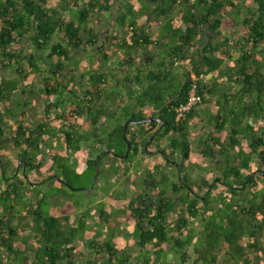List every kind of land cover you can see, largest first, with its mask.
<instances>
[{
  "label": "trees",
  "instance_id": "obj_1",
  "mask_svg": "<svg viewBox=\"0 0 264 264\" xmlns=\"http://www.w3.org/2000/svg\"><path fill=\"white\" fill-rule=\"evenodd\" d=\"M99 13L109 15L107 28L115 18V35L103 36L91 24ZM111 40L123 57L121 69L107 77L93 65L99 57L107 63ZM85 44L97 52L86 65L79 59ZM4 70L9 75L2 77ZM203 73L211 80L196 81L200 102L178 120L192 75ZM32 101L44 106L35 126L26 117ZM0 106V264H129L133 258V264H264V0H0ZM111 108L115 116L108 115ZM199 109L215 126L203 155L212 157L218 147L221 158L212 180L184 171ZM82 117L88 129L78 125ZM147 118L162 122L137 123L138 133L125 130L128 120ZM58 121L69 127L57 129ZM89 144L116 156L115 173H127L131 155H148L153 146L164 161L143 171L142 190L127 208L100 202L93 226L84 215L75 225L74 210L84 205L72 203L75 195L63 189L76 186L69 153ZM44 146L51 154L48 177L30 200L31 174L44 177ZM9 147L20 150L13 174L4 156ZM107 151L87 159L83 173L97 175ZM50 180L60 185L41 188ZM88 188L80 189L87 194ZM59 195L67 203L56 216L51 199ZM119 213L134 220L129 230L121 228L125 236L113 222Z\"/></svg>",
  "mask_w": 264,
  "mask_h": 264
},
{
  "label": "rangeland",
  "instance_id": "obj_2",
  "mask_svg": "<svg viewBox=\"0 0 264 264\" xmlns=\"http://www.w3.org/2000/svg\"><path fill=\"white\" fill-rule=\"evenodd\" d=\"M106 16L109 15H104L102 13H99V16L94 15L93 18H91V24L94 26L95 24H98L99 28H102L103 32L102 35L105 36L106 34H110V35H115L117 33L118 27L116 25V23H114L115 18L112 19L111 21V26L109 28H107V19ZM157 27H155V30ZM113 41H109L108 44V54H109V59L107 61V63L102 62V59L96 58V62L93 65V68L95 70L99 71H106L108 73L109 77L111 75V73H113L114 71H118L119 69H121V67H119V62L122 60V55L120 54V52H117L115 47L112 46ZM25 46L28 52H31L34 50V46H32V43H30V40L27 39L25 42ZM84 50L83 53L79 55V59L82 60V63L84 65H86V62H91L90 57L93 54H97L96 51H94L92 49V47L89 44H85L84 46ZM99 61V62H98ZM91 66V65H90ZM189 64L188 62H185L183 64H180V68L177 70V73L179 75V73L185 69L188 68ZM125 69H123V72H119L118 73V78L120 79L119 81L122 80V78L124 77V73H125ZM116 73V72H114ZM72 74H78L77 72L72 71ZM2 77H5L7 75H9V72L7 70L2 71L1 73ZM79 76V74H78ZM35 75L31 74L28 77V81L32 82L34 80V85H36V88L38 85V81L35 79ZM89 77V74H86V78H82L81 81H85L87 78ZM180 78V76H179ZM207 81L211 80V78L208 76L206 78ZM113 85V84H112ZM115 90L116 92L118 91V89ZM113 87V88H114ZM111 88V89H113ZM110 89V90H111ZM39 92V91H38ZM127 101V100H124ZM123 104H119L118 107L116 108H120L118 113L121 114L123 113V109H122ZM66 107V106H65ZM2 106H0V110H1ZM65 109V108H63ZM135 109H138L137 107H135ZM2 111V110H1ZM65 112L67 111V109L64 110ZM116 110L114 108H111L110 110H108V115L110 116H115ZM199 113H200V117L195 119L192 122L191 125V135H190V141L192 144V153H191V157L189 161H186L185 164L187 163V167L184 168V171H186V169L192 174V176L194 177V179H200V178H208L210 177L208 174H210L213 169H214V165L216 162H218L221 158L218 154H216L218 147H213L212 152L213 155L212 157H205L203 155L202 152V147L204 146V142L208 140L209 134L210 132L212 133L214 131V124L213 125H209L207 123V120L204 118V114H203V110L199 109ZM43 114H44V106H43V102L39 101V102H35L32 101V105L31 107H27L26 109V117L29 118L30 123L32 124V126H35L37 123L41 122L43 119ZM7 121L8 119L5 118ZM64 122H57V129L62 126H64L63 124ZM105 123L108 124L107 120H104L103 122H101V125H104ZM79 126H81L83 129H88L90 126L89 121H87L86 117H82L78 123ZM66 129L69 127L64 126ZM131 129V132L133 133H138L139 132V128L137 125L130 123L129 126ZM227 130L221 135L222 139H226L227 138ZM8 135V134H7ZM44 139L47 142H50V136H44ZM166 142H163L162 145H166ZM247 148V146H245ZM43 155L40 156L41 158V162L44 165L43 169H42V173L44 174V177H38L37 172H35L34 174H31L30 176V180L33 181V183L35 184L36 181H40L43 182L44 179L46 177H48L47 174V169L48 166L51 162V154H49L47 146L43 147ZM160 148H157V146H153L151 147L150 150V154H146V155H136V154H132L130 157V162L129 163H124V167L127 171V173L125 172V170H120L118 173H115L117 171V167L118 164H120V161L117 160L116 156L112 155L111 153H107L106 157L102 158V162L101 164L98 166L99 171H97V175H95L94 177L92 176L91 173H83L84 169L86 168V161L87 159L91 158V159H97V157L103 152V151H107L106 146H97L95 144H89L86 145L84 147L83 150L77 152V153H69L70 155V159H71V163L73 164L74 168H76V171H74V176H76L75 178H77L75 180V187H72V189L70 188H63L66 189V192L72 195L74 199L73 202L74 204H76L78 206V204H83V208L78 209V210H74L73 216L71 217V222L75 225L78 224V221L80 219L81 216H86L88 223L91 224L93 226L94 222H96L97 220H99V213H98V203L100 202H105L108 204V206L112 207V209H120L122 210V208H127V203H128V199L136 194L137 191H141L142 190V186L141 185V175L144 174L143 171L146 170L147 167H154L155 166V162H163L164 159L161 156V152H159ZM18 154H20V150L19 149H12L11 147H9L8 149H6L4 156L7 160H9L10 162V171L11 174L14 173V168H12V165H16L17 161H18ZM177 164L181 163L182 158L180 156H178L177 158ZM215 160V161H214ZM129 164V165H128ZM163 164V163H162ZM23 171V168H20V172ZM214 172L219 174V171L215 168ZM184 173V172H183ZM61 174V172H60ZM187 174V171H186ZM217 175L214 174L212 179H214ZM173 180H178V176H174L172 175ZM137 182L136 186L135 184L132 185L133 183ZM52 183L57 184L55 182V180H50L48 182H44V184L42 185V188H49L50 185H52ZM82 185H87L89 186L88 189H91L89 192H87V194L85 193L84 189H80L82 187ZM132 185V186H131ZM86 188V187H84ZM90 192L93 193V195H90ZM126 196V197H125ZM31 198H33V194L31 196ZM125 198V199H124ZM54 199L56 201H54V205H58V206H64L67 203V200L61 196H57L54 197ZM74 207V206H73ZM79 207V206H78ZM76 208V206L74 207ZM53 211H55L53 209ZM56 212V211H55ZM59 215H61V209L56 212ZM119 215V216H118ZM114 219L113 222H115L119 228L118 230L120 231V233H123V236H125L124 229H130V226H132L134 224V220L133 218L129 215V213H124L121 214L119 213ZM130 232V231H129ZM32 235V234H31ZM126 236H129V234ZM34 237V236H33ZM165 251L169 254V259L173 260L171 258H173V254L171 253V249L169 248L168 245H165ZM130 251H133L136 256V254L139 252V248L137 246V244L135 243L134 240H132L131 245H130ZM80 253L83 255L87 254V250L82 248L80 249ZM171 253V254H170ZM193 252L190 249L189 250V255H191ZM135 258L132 259V262L129 264H133Z\"/></svg>",
  "mask_w": 264,
  "mask_h": 264
},
{
  "label": "built area",
  "instance_id": "obj_3",
  "mask_svg": "<svg viewBox=\"0 0 264 264\" xmlns=\"http://www.w3.org/2000/svg\"><path fill=\"white\" fill-rule=\"evenodd\" d=\"M205 75L204 73L197 77L195 74L192 75L194 80L192 87L190 89L189 95L187 100L182 103L177 108V119L181 120L186 117V115L200 102V97L197 93V80L203 78Z\"/></svg>",
  "mask_w": 264,
  "mask_h": 264
},
{
  "label": "crops",
  "instance_id": "obj_4",
  "mask_svg": "<svg viewBox=\"0 0 264 264\" xmlns=\"http://www.w3.org/2000/svg\"><path fill=\"white\" fill-rule=\"evenodd\" d=\"M111 153V152H110ZM112 154V153H111ZM214 174H216V175H218L217 173H215V172H213V173H210V174H208L210 177H208L207 179H209V180H212V177H213V175ZM38 182H40V181H37V182H35V184L33 183V181H32V186H31V189H30V194H29V196L28 197H30V200H32V198H31V196H32V190H33V188H34V186L35 185H37L38 184ZM55 182L57 183V185H60V183H58L57 182V180H55ZM52 185H56V184H54V183H52ZM51 186V185H50ZM49 186V187H50ZM41 188H42V186H41ZM44 190H46L45 188H43ZM48 189V188H47ZM60 196V195H59ZM57 197V196H56ZM62 197V196H61ZM64 198V197H63ZM54 201H56L54 198H52L51 199V212L52 213H54L56 216H59V214L58 213H56V212H58L60 209H61V213L60 214H62V209H63V207L65 206H58L57 204L56 205H54ZM53 209L56 211H53ZM88 221V220H87Z\"/></svg>",
  "mask_w": 264,
  "mask_h": 264
},
{
  "label": "water",
  "instance_id": "obj_5",
  "mask_svg": "<svg viewBox=\"0 0 264 264\" xmlns=\"http://www.w3.org/2000/svg\"><path fill=\"white\" fill-rule=\"evenodd\" d=\"M133 120L130 119L126 122V125H125V130L128 129V126L129 124L132 122ZM137 123H142V122H162L159 118H147V119H144V120H139V121H136ZM130 145V144H129ZM111 151H107V153H110ZM126 158L128 157V154H126L125 156ZM263 175H264V172H263Z\"/></svg>",
  "mask_w": 264,
  "mask_h": 264
},
{
  "label": "clouds",
  "instance_id": "obj_6",
  "mask_svg": "<svg viewBox=\"0 0 264 264\" xmlns=\"http://www.w3.org/2000/svg\"><path fill=\"white\" fill-rule=\"evenodd\" d=\"M187 62L189 63V61H187ZM204 78L206 79V78H207V76L205 75V76H204L203 78H201V79H204ZM131 123H132V122H131Z\"/></svg>",
  "mask_w": 264,
  "mask_h": 264
},
{
  "label": "flooded vegetation",
  "instance_id": "obj_7",
  "mask_svg": "<svg viewBox=\"0 0 264 264\" xmlns=\"http://www.w3.org/2000/svg\"><path fill=\"white\" fill-rule=\"evenodd\" d=\"M132 123H133V124H137V122H136V121H132Z\"/></svg>",
  "mask_w": 264,
  "mask_h": 264
}]
</instances>
